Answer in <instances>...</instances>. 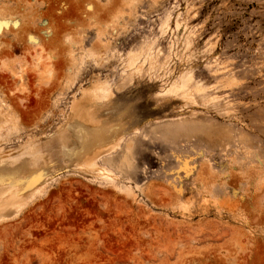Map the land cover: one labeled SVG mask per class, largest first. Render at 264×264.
I'll use <instances>...</instances> for the list:
<instances>
[{
  "label": "rangeland",
  "instance_id": "374dc122",
  "mask_svg": "<svg viewBox=\"0 0 264 264\" xmlns=\"http://www.w3.org/2000/svg\"><path fill=\"white\" fill-rule=\"evenodd\" d=\"M26 176L0 264H264V0H0V185Z\"/></svg>",
  "mask_w": 264,
  "mask_h": 264
},
{
  "label": "bare ground",
  "instance_id": "6f19581e",
  "mask_svg": "<svg viewBox=\"0 0 264 264\" xmlns=\"http://www.w3.org/2000/svg\"><path fill=\"white\" fill-rule=\"evenodd\" d=\"M85 1V0H84ZM83 5H84V3H83ZM85 6V5H84ZM98 83V82H97ZM96 85V84H95ZM96 88H100L101 90H102V87L100 86H97ZM91 91L92 90H86L85 92H84V96L81 98V100H79V101H77V102H74V104H73V106H72V108H71V110H72V112H73V118H78L79 116H80V114L81 113H84L86 110H87V108H86V105H84V103L87 101V99L88 100H90V98L89 97H92V99L90 100V102H89V104H88V106H91V105H93V103L95 102V100L97 99V97L96 96H94V95H92L91 94ZM100 93V92H99ZM85 101V102H84ZM100 101H98V103H99ZM112 132H113V127L112 126H109V127H106L105 129H103L102 131H100L99 133H100V135H96V137H94V139L89 143V144H92V145H94L95 147H97V148H99V145L100 146H106L107 144H108V142L106 141V138H107V136H109V135H111L112 134ZM103 146V147H104ZM103 147L101 148L100 147V151L103 149ZM89 150H91V151H93L92 149H89ZM97 150H99V149H95V151H97ZM85 151V150H84ZM83 152V151H82ZM81 152V153H82ZM91 155L92 153L90 152V153H88L87 152V155ZM82 156H80V157H83V153L81 154ZM86 155V154H85ZM84 155V156H85ZM88 155V156H89ZM44 156H46V155H44ZM88 156H86V158L88 157ZM79 157V158H80ZM86 158H84L83 157V159L82 160H80V161H82L81 162V164H83V163H86L87 162V164L89 163L87 160H89L88 158L86 159ZM49 159V158H48ZM86 160V162H84L85 160ZM43 161H44V158H43ZM79 162V161H78ZM91 162V161H90ZM45 164V163H44ZM80 164V163H79ZM91 164H93V163H91ZM90 164V165H91ZM47 165V164H46ZM23 166V165H22ZM78 166H80V165H78ZM14 167V166H13ZM25 167V166H24ZM27 167V166H26ZM29 167V166H28ZM33 168V167H32ZM81 168V167H80ZM84 168V167H83ZM101 168V167H100ZM6 169V168H5ZM39 169V168H38ZM41 169V168H40ZM82 169V168H81ZM32 170V169H31ZM36 170H37V168H36ZM35 170V171H36ZM35 171H33V172H35ZM32 172V173H33ZM2 173V172H1ZM4 176V175H3ZM205 177V176H204ZM2 178V177H1ZM34 177H32V176H26V177H20L19 179H11L10 180V182L9 183H7V184H5V185H0V210L3 208V206H9V208L10 209H13L14 207H16L15 206V202H21V203H23L24 201V197L26 196V194L28 193V192H31L32 193V191H33V189H35L36 188V185L38 184V180H37V182L35 181V180H31V179H33ZM45 183V182H44ZM0 184H2V183H0ZM40 186V185H39ZM39 186H38V188H39ZM38 188H36V189H38ZM35 189V190H36ZM30 195V194H29ZM25 200H26V198H25ZM13 204H14V206H13ZM15 210V209H14ZM12 211V210H11ZM15 212H16V210H15ZM11 214V212H9V213H7V214H0V218L1 217H6V216H9Z\"/></svg>",
  "mask_w": 264,
  "mask_h": 264
},
{
  "label": "snow or ice",
  "instance_id": "6c2138e0",
  "mask_svg": "<svg viewBox=\"0 0 264 264\" xmlns=\"http://www.w3.org/2000/svg\"><path fill=\"white\" fill-rule=\"evenodd\" d=\"M33 39H34V38H33ZM236 195L238 196V195H239V192H237Z\"/></svg>",
  "mask_w": 264,
  "mask_h": 264
}]
</instances>
